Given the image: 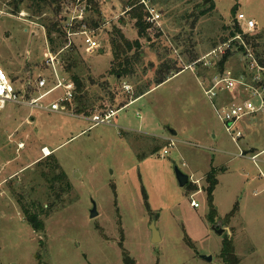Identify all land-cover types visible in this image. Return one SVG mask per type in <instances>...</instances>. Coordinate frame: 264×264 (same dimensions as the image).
Returning a JSON list of instances; mask_svg holds the SVG:
<instances>
[{
  "label": "rangeland",
  "instance_id": "rangeland-1",
  "mask_svg": "<svg viewBox=\"0 0 264 264\" xmlns=\"http://www.w3.org/2000/svg\"><path fill=\"white\" fill-rule=\"evenodd\" d=\"M147 1L161 14L160 28L151 33L159 37H152L150 46L141 41L144 65L128 80L119 82L108 74L111 27L120 28L129 40L136 39L121 0H98L104 20V26L94 31L98 52L86 54L83 37H72L82 61L75 72L96 101L89 117L14 105L0 113V264H124L122 249L134 264H223L219 256L225 240L232 241L239 264H264V152L252 161L255 154H246L244 148L246 141L264 149V116H257L246 134L242 128L239 150L201 88L200 81L208 84L217 72L216 64L215 70L196 66L227 35L222 26H233L238 14L255 22L254 32L264 31V0ZM12 2L0 0V69L15 85L24 86L48 75L42 55L49 43L26 3L15 12ZM72 4H62L58 16L65 29L74 15ZM203 10L207 13L199 16ZM155 52L183 71L116 112L137 86L154 78V68L161 62ZM231 54L224 69L238 75L243 55ZM188 56L196 60L188 63ZM102 82L115 94L112 104L99 86ZM221 97L223 103L229 101L226 95ZM107 110L115 112L109 124L90 122L91 116ZM42 147L53 150L48 151L71 190L61 209L41 215L44 232L37 234L24 221L17 198L47 207V184L36 163L30 164ZM45 158L41 154L39 161ZM27 164L23 172L9 176ZM174 167L189 177L187 186H178ZM213 169L218 173L214 209L204 192L205 176ZM192 200L197 208L191 206ZM93 208L97 217L92 219ZM152 222L160 237L157 244L151 243ZM213 226L223 233L217 235Z\"/></svg>",
  "mask_w": 264,
  "mask_h": 264
},
{
  "label": "trees",
  "instance_id": "trees-1",
  "mask_svg": "<svg viewBox=\"0 0 264 264\" xmlns=\"http://www.w3.org/2000/svg\"><path fill=\"white\" fill-rule=\"evenodd\" d=\"M75 1L76 0H25V2H23L22 0H13L12 5L16 12L20 6L26 3V10L30 12V17L39 18V23L45 30L50 51L56 53L62 50L67 44L66 30L62 22L58 19V16L62 11V4H72V2ZM237 1L238 0H235V2ZM121 2H123L124 11L127 10L125 14L133 24V30L136 32V39H127L122 30L116 26H112L111 30L108 32V44L112 56L108 74L119 82L128 80L137 75V71H140L138 68L144 65L143 59L145 58V53L143 52L144 44L142 43L145 42L148 46L153 45L151 44L152 37H159V34L151 35L154 29L146 23L148 14L144 6L140 4V0H121ZM86 5L89 7L87 13L91 12V15L89 18L85 17L82 22L76 23L72 28L73 31L80 29L83 25L90 31H96L101 26H104V20L100 14L98 0H86ZM235 8L236 6L231 10L232 17L235 15ZM206 13L207 10L200 11L199 16H204ZM47 14L52 15L53 19H50L51 17L47 16ZM119 23L121 25L125 24L123 19H120ZM222 30H224L227 35L220 39L219 45L224 44L239 35L246 46L254 53L259 64L264 66V31L242 35V31L236 22H234L231 27L222 26ZM219 45H216L215 47H218ZM240 51L242 52L244 50L240 48ZM231 53L232 52L227 51L216 62L218 73L224 71V65L232 55ZM154 56L161 61L156 68H154L152 62L148 63L150 70H153L152 68H154V78L152 80L147 78L148 80H146L145 84L137 86L134 93L131 96H127L130 100L120 104L115 110L116 112L122 107L127 106L130 101L139 99L153 88L163 84L172 76L183 71V69L176 67V64L174 63L175 61L172 59L166 58V60H161L162 58L158 52H155ZM192 57L193 56H188L190 59L187 61L188 63L196 60ZM60 58L62 59L64 71L76 86V95L72 104V109L76 115L89 117L94 110V104L96 101L89 97L85 81L75 72L82 64L80 55L74 45H71L61 52ZM199 65L200 64H196V66ZM146 72L147 69H144L142 74L146 75ZM90 83L91 85H95L96 82L90 80ZM99 86L108 98V102L112 104L115 99V94L110 91L108 83L102 82L99 83ZM99 99L100 98L98 97L97 100ZM35 166L36 170L40 172V177L44 179L47 184L45 192L47 207L44 209L43 206L39 205L37 202L24 203L22 200L23 198H17V204L23 214L24 221L28 223L35 233L42 234L44 232V222L41 219V215L45 214V216H47L50 213L61 209L63 207L62 204L65 201L64 197L69 194L71 186L53 154L38 161ZM217 175V170L213 169L205 176L206 188L204 189V192L206 194V201L208 206L213 209V192L218 183ZM37 208L39 209V212H36ZM236 213L237 205L233 208L229 216L232 218ZM122 258L124 264H134V261L124 249H122ZM219 258L223 264H239L240 260L235 254L231 240H225L222 243Z\"/></svg>",
  "mask_w": 264,
  "mask_h": 264
},
{
  "label": "built area",
  "instance_id": "built-area-1",
  "mask_svg": "<svg viewBox=\"0 0 264 264\" xmlns=\"http://www.w3.org/2000/svg\"><path fill=\"white\" fill-rule=\"evenodd\" d=\"M140 4L144 6L148 14L146 23L153 29H159L161 14L150 6L147 0H140ZM72 5L74 15L65 26L66 46L56 53L51 52L48 48L42 55V63L49 72L46 77L38 76L33 82L28 81L24 86H17L10 76L0 69V113L5 110L7 105H14L53 114L79 116L72 109L76 86L64 71L60 54L73 45L72 37L74 36L83 37L84 52L88 55L98 52L100 45L95 40L94 31L88 30L84 25L78 30H72L76 23L84 20L89 8L84 0H76ZM235 22L238 25L240 22L244 23V26L240 27L242 35L251 34L257 28L255 22L246 19L243 14H238ZM240 48L244 51L241 52ZM227 51L243 55L242 73L234 75L232 71L224 69L221 73L215 72L208 84L201 81L200 84L204 95L224 125L226 133L231 137L232 142L237 144L242 137V131L238 129L241 119L256 114L264 115V66L259 64L254 53L239 35L215 47L197 63H200L204 68L211 67L212 69L214 67L215 70V59L219 60ZM123 88L128 90L129 86L123 84ZM222 95L228 97L227 103H223ZM114 115L115 112L107 110L103 114L91 116L90 122L93 125L109 124ZM172 145L171 141L170 146ZM41 154L43 157L51 155L47 148H43ZM240 156L243 157V154L241 153ZM256 158V155L250 157L252 161H256ZM190 204L193 208L198 207L193 200Z\"/></svg>",
  "mask_w": 264,
  "mask_h": 264
},
{
  "label": "crops",
  "instance_id": "crops-1",
  "mask_svg": "<svg viewBox=\"0 0 264 264\" xmlns=\"http://www.w3.org/2000/svg\"><path fill=\"white\" fill-rule=\"evenodd\" d=\"M131 102H133V101H131ZM130 102V103H131ZM260 115H262V114H256V115H253V116H249V117H245V118H243V119H245L243 122H241L243 119H241V121L239 122V124H238V126L241 128V131H242V137L239 139L240 141L241 140H244V136H243V134H244V129H242L243 127H245V134H246V132L248 131V129L250 130V128L252 127V122L256 119V117L257 116H260ZM264 116V115H263ZM241 123V124H240ZM239 142V141H238ZM238 142H237V144H235L236 146H237V148L240 150V147L238 146ZM245 146H244V148L246 149L245 150V153L247 154V153H251V154H255L256 156H258V155H260V154H262L263 152H264V149H262L261 150V148H256V147H254V145H253V143H249V142H246L245 141ZM43 148V147H42ZM44 148H46V147H44ZM49 150V149H48ZM49 151H51V153H53V150H49ZM243 154V152H240V154ZM239 154V155H240ZM254 155V156H255ZM41 158V153H40V155H37V156H35L34 158H33V160H31L30 162V164H33V163H37L38 161H39V159ZM3 164V158L1 157V155H0V168L3 166L2 165ZM30 164H27V165H25L24 167H21V168H18V169H14L12 172H10L9 173V176H15V175H17V174H19V173H21V172H23L24 170H25V168H28V166L30 165ZM8 165H10L11 166V163H8ZM5 167V166H4ZM12 167L13 166H11V167H8L7 168V170H9V171H11V169H12ZM5 169V168H4Z\"/></svg>",
  "mask_w": 264,
  "mask_h": 264
},
{
  "label": "water",
  "instance_id": "water-1",
  "mask_svg": "<svg viewBox=\"0 0 264 264\" xmlns=\"http://www.w3.org/2000/svg\"><path fill=\"white\" fill-rule=\"evenodd\" d=\"M210 2V0H206L205 3ZM204 3V4H205ZM103 52L100 51V54H102ZM172 134H175L174 132H172ZM174 174H175V178L176 181L178 183V186L180 188H183L185 186H187V184L189 183V177L182 173L180 170H178L177 167H174ZM90 217L93 219L95 217H97V212L95 210V208H93V210L90 212ZM150 230H151V243L152 244H157L160 242V237H159V233L157 231V229L155 228V223L152 222L150 224ZM212 230L217 234V235H221L223 233V230L221 228H216V226L212 227ZM200 258L206 262H210L211 261V257H207V256H200Z\"/></svg>",
  "mask_w": 264,
  "mask_h": 264
}]
</instances>
